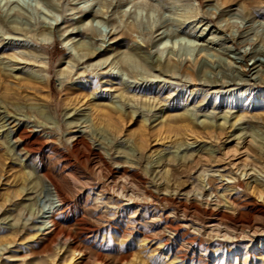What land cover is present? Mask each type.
I'll return each mask as SVG.
<instances>
[{
  "label": "rangeland",
  "instance_id": "obj_1",
  "mask_svg": "<svg viewBox=\"0 0 264 264\" xmlns=\"http://www.w3.org/2000/svg\"><path fill=\"white\" fill-rule=\"evenodd\" d=\"M262 51L264 0H0V264H264Z\"/></svg>",
  "mask_w": 264,
  "mask_h": 264
},
{
  "label": "bare ground",
  "instance_id": "obj_2",
  "mask_svg": "<svg viewBox=\"0 0 264 264\" xmlns=\"http://www.w3.org/2000/svg\"><path fill=\"white\" fill-rule=\"evenodd\" d=\"M233 0H221V3L222 5H226L227 3L231 2ZM250 6V5H248ZM247 9V14H249V10H248V7L246 8ZM182 19V18H181ZM186 20H188V18H186ZM177 21V20H175ZM179 21V20H178ZM177 21V22H178ZM185 23V20H181L179 21V25L181 24H184ZM192 23V22H191ZM204 26L201 25V27ZM200 27V28H201ZM138 27H136L134 24H128L127 26H125V29H122L120 30L121 32L125 31L127 34L130 33V32H134L137 30ZM220 28V27H219ZM218 28V29H219ZM212 28L208 29L209 31L211 30ZM12 31V29H10ZM155 30V29H153ZM206 30L205 28L202 30L204 31ZM228 30V29H227ZM16 33H23V30L22 29H16L15 30ZM221 31H223L221 29ZM155 32V31H154ZM154 32H152V29H151V33L150 34H153ZM224 32V31H223ZM28 33V32H26ZM43 35V33H34L33 36H37V35ZM202 35V33H201ZM201 35L199 37H196V36H192L191 32L190 31H184L183 29L177 31L176 33H174L172 36H166V37H174V38H181V36H187V37H194L195 38V41H190L194 46L195 48H198L199 50V53L200 54H204L205 52H207L208 50L210 49H213L212 47H210V45L214 44L213 41L211 42L210 40H203V43H196L198 40H200L201 38ZM239 37V35L237 36H234L231 34L228 35V38L233 42L235 39H237ZM165 38V37H164ZM227 38V39H228ZM182 39V38H181ZM205 42V43H204ZM87 45V44H85ZM85 45H82V49L81 51L83 52V56L82 57H87V58H93V57H96L98 56V54L95 52V51H92L91 49H89L88 47H85ZM218 53V52H217ZM219 54H222L219 52ZM205 55V54H204ZM256 55V54H255ZM255 55L253 57H255ZM259 55H262L264 56V51L260 52ZM218 57V56H217ZM122 58V57H121ZM121 58H118L117 60V63L120 65V67H122L123 69L127 70L129 67H142L143 70H148V71H152L153 69L145 62V60L143 59H138L136 57V55L132 54V53H128L126 54L122 59ZM108 59H105L103 60L102 62H100L99 66H101V69L100 70H104L107 72V69H109L108 71V74L111 75L112 77H114V79H118L116 75H114L113 72L110 73V69L112 68L110 63H107ZM107 63V64H106ZM104 64H106L104 67H102ZM8 68H9V65H8ZM117 68V67H116ZM159 68V72L161 71H166V72H169L171 73V75H175L176 73V70L173 68V66L171 65H167V66H162V65H159L158 66ZM27 71H30L31 74H34L35 71H32L30 69H26ZM132 71V70H130ZM134 74V73H133ZM188 76L191 77V79L193 81H197V75L196 73L191 70L189 71L188 73ZM135 75V74H134ZM177 75V74H176ZM31 76V75H30ZM32 78H34L33 80H40L38 77L36 76H31ZM31 79V78H30ZM0 80H3L2 79V72H1V69H0ZM45 81V80H44ZM44 81L42 80V83H44ZM112 84V83H111ZM115 85V84H114ZM113 84L111 86H109L110 88H113L115 87ZM26 87V86H24ZM117 92H119V98L123 101H126V100H130V99H127L126 97V93L123 89H116ZM103 100V99H102ZM105 101H108V105H104L102 106L101 108L102 109H110L112 112L114 113H118V116L117 117H114L111 113H108L107 111H104L102 113H97L96 115H94V119L97 123H104L108 126H111V125H120L121 123L125 122L128 118L130 119H133V117L136 115V116H140L141 114H137L138 111L136 110H132V111H126V110H122L121 108H119L117 105H116V101H113V99H111V97L107 98ZM262 102L263 101V97L259 98V100L257 102ZM255 102V104L257 103ZM176 106V105H175ZM259 104H256V105H252L251 108H256L258 107ZM143 107H146L144 106L143 104ZM182 113L178 116H176L175 118H173V120L171 121L172 123H175V124H181L182 127L184 128H188L190 133L192 134H196L194 131H193V128H196V127H199V128H202V129H213V128H216V127H219L220 129H223L226 125H228L230 123V118L227 117V116H223L221 118H219L218 120H215V118L212 120L211 118L207 117L206 115H201V116H198L199 118H202L201 121H199V123L197 122L198 121V118H197V115L196 113L192 112L191 110H189L188 108H184V109H181ZM162 113V110H159L158 112H156L151 120L152 122H156L160 119V114ZM142 116V115H141ZM150 121V118L149 119H145L144 117H141V123L146 126L147 123ZM95 122V123H96ZM93 124V125H96V124ZM170 123V120H166L164 121V123H161V124H169ZM218 124V125H216ZM15 126V125H14ZM13 126V127H14ZM87 129V127L85 128ZM14 130V129H13ZM19 142V140H18ZM214 179L212 178H208L207 179V182H206V185H208L209 187H212L213 184H214Z\"/></svg>",
  "mask_w": 264,
  "mask_h": 264
}]
</instances>
